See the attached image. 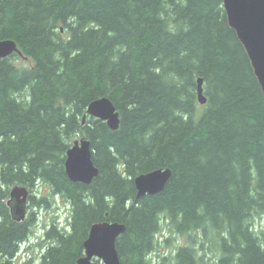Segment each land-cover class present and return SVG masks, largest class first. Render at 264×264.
<instances>
[{
    "label": "trees",
    "instance_id": "obj_1",
    "mask_svg": "<svg viewBox=\"0 0 264 264\" xmlns=\"http://www.w3.org/2000/svg\"><path fill=\"white\" fill-rule=\"evenodd\" d=\"M1 39L22 56L0 59V264H76L103 220L125 225L121 264H202L207 253L264 264L254 223L264 215V95L221 0H0ZM101 96L117 129L82 121ZM79 137L98 168L89 184L65 171ZM160 167L171 169L164 188L136 198L134 177ZM14 185L28 188L29 207L55 195L68 209L65 225L44 230L40 256L22 262L33 212L12 219ZM165 226L186 242L157 253Z\"/></svg>",
    "mask_w": 264,
    "mask_h": 264
},
{
    "label": "water",
    "instance_id": "obj_2",
    "mask_svg": "<svg viewBox=\"0 0 264 264\" xmlns=\"http://www.w3.org/2000/svg\"><path fill=\"white\" fill-rule=\"evenodd\" d=\"M227 24L234 30L248 57L253 73L264 95V0H221ZM62 30V29H61ZM21 50L12 39L0 40V59ZM197 97L200 104L206 102L202 78L197 79ZM82 117L87 115L105 121L112 130L119 126V112L106 96L91 101ZM87 114V115H86ZM90 142L85 137L74 139L66 151L64 161L68 178L73 182L89 184L98 175V168L92 160ZM171 176V169L156 168L134 177L136 198L146 194L159 193ZM29 191L22 185L10 188L6 203L13 220L23 221L27 214ZM125 231V225L118 221L94 222L83 242V254L76 264H93L98 259L103 264H121L116 249V240Z\"/></svg>",
    "mask_w": 264,
    "mask_h": 264
},
{
    "label": "rangeland",
    "instance_id": "obj_3",
    "mask_svg": "<svg viewBox=\"0 0 264 264\" xmlns=\"http://www.w3.org/2000/svg\"><path fill=\"white\" fill-rule=\"evenodd\" d=\"M16 62L17 64H25L28 63V59L20 57L16 59ZM37 189H35V192L37 191ZM43 190L45 193H48L47 188ZM50 198L51 204H49L47 207H44L42 205H33L31 207L28 206V212H33V222L30 225L29 237L21 243L18 252L19 254L16 255L15 261L22 262L25 258H27V255L40 256V252L42 251L40 243H46L44 242V230L51 222L55 221L59 224L65 225L68 212L67 207H65L63 201L59 197L52 195ZM254 223L259 227L263 226L264 215H262L261 217H256ZM166 238L169 240L165 241ZM158 241L160 244H158L157 246V253L171 250L176 245L185 243L186 239L184 235L171 233L165 226L158 234ZM153 255L154 253L152 254V256ZM98 264L103 263L99 261ZM202 264H215L213 254L207 253Z\"/></svg>",
    "mask_w": 264,
    "mask_h": 264
},
{
    "label": "bare ground",
    "instance_id": "obj_4",
    "mask_svg": "<svg viewBox=\"0 0 264 264\" xmlns=\"http://www.w3.org/2000/svg\"><path fill=\"white\" fill-rule=\"evenodd\" d=\"M101 97H103V96H101ZM98 98H100V97H98ZM98 98H96V99H98ZM96 99H94V100H96ZM92 101H93V100H92ZM87 106H88V105H87ZM86 108H87V107H86ZM86 112H87V111H86ZM86 112H85V113H86ZM83 115H84V114H83ZM86 115H87V114H86ZM119 121H120V117H119ZM27 208H28V201H27ZM25 219H26V217H25ZM25 219H24V220H25ZM24 220H23V221H24ZM103 221H107V220H103ZM103 221H99V222H103ZM87 235H88V234H87ZM83 242H84V241H83ZM82 254H83V252H82ZM79 257H80V256H79ZM79 257H78V258H79Z\"/></svg>",
    "mask_w": 264,
    "mask_h": 264
},
{
    "label": "flooded vegetation",
    "instance_id": "obj_5",
    "mask_svg": "<svg viewBox=\"0 0 264 264\" xmlns=\"http://www.w3.org/2000/svg\"><path fill=\"white\" fill-rule=\"evenodd\" d=\"M22 243V242H21ZM21 243H20V245H21ZM19 248H20V246H19Z\"/></svg>",
    "mask_w": 264,
    "mask_h": 264
}]
</instances>
